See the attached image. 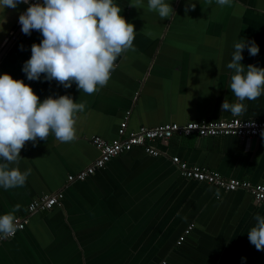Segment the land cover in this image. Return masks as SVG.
<instances>
[{
    "label": "crops",
    "instance_id": "0c3cea01",
    "mask_svg": "<svg viewBox=\"0 0 264 264\" xmlns=\"http://www.w3.org/2000/svg\"><path fill=\"white\" fill-rule=\"evenodd\" d=\"M165 2L175 14L161 20L148 10V0L137 8L131 6L136 0H114L134 25L136 50L115 61L107 86L92 95L75 83L65 89L46 81L43 74L27 80L23 65L43 36L21 31L19 15L28 4L0 10V75L23 80L40 102L69 95L86 103L76 114L74 141L62 143L50 134L26 142L19 168H30L31 175L22 187H0V215L19 205L15 217L42 195L64 194L61 207L33 216L23 232L3 243L0 264H264V251L248 239L264 205L242 190L225 192L185 179L172 163L178 157L225 179L264 185V137L175 136L154 144L159 157L135 148L86 181L67 182L99 156L91 138L117 139L127 113L128 132L233 118L264 121V95L245 100L241 116L221 110L226 97L236 102L229 88L234 73L227 68L235 42L254 40L259 54L250 56L246 48L241 63L264 68V0H231L224 7L216 0ZM190 225L194 229L178 246Z\"/></svg>",
    "mask_w": 264,
    "mask_h": 264
},
{
    "label": "clouds",
    "instance_id": "9594fccd",
    "mask_svg": "<svg viewBox=\"0 0 264 264\" xmlns=\"http://www.w3.org/2000/svg\"><path fill=\"white\" fill-rule=\"evenodd\" d=\"M29 0H0V10L16 9ZM220 7L231 6V0H216ZM137 8L142 0H136ZM194 7V5H192ZM149 11L158 13L161 20L174 13L165 0H148ZM122 9L114 0H43L32 3L19 15L21 31L31 35L33 30L43 36L39 44L31 45V57L22 68L27 80L57 81L65 89L76 84L77 90L88 95L107 86L115 61L125 52L135 51V29L120 15ZM186 12L188 9L186 8ZM175 14V13H174ZM247 48L250 56L259 54L254 40L234 43V51L227 68L234 74L229 88L235 97H226L221 110L237 117L247 111L245 100L255 101L264 95V68L241 61ZM86 103L73 102L69 95L40 98L23 80L0 75V187L5 190L22 187L31 169L21 171V150L26 142L37 138L47 140L50 134L62 143L74 141L76 114L85 110ZM12 165H15L14 167ZM0 215V238H7L17 230L14 212ZM255 224L248 231V239L257 251H264V216L254 217ZM243 259V258H242Z\"/></svg>",
    "mask_w": 264,
    "mask_h": 264
},
{
    "label": "built area",
    "instance_id": "2783aa9c",
    "mask_svg": "<svg viewBox=\"0 0 264 264\" xmlns=\"http://www.w3.org/2000/svg\"><path fill=\"white\" fill-rule=\"evenodd\" d=\"M32 3H43V0H29ZM131 113H127L125 120L118 130V137L108 142L101 137H92V145L99 151L97 159L85 169L68 177V183L84 182L94 176L115 158L131 152L135 148H141L151 157H159L162 153L154 146L160 141L170 140L173 137H190L198 135L202 138L234 137L241 140L260 139L264 137V121L244 120L233 118L228 121L194 122L186 125L164 124L157 127H140L138 130L128 132V121ZM172 163L178 169L182 177L188 180L205 183L221 189L225 192H236L239 190L250 193L260 204L264 205V185H253L241 180L225 179L218 173L200 167H192L178 157L172 159ZM64 200L63 192L45 194L32 201L28 206L27 213L16 217L17 230L14 235L0 238V249L3 243L16 237L29 225L31 218L39 213L50 212L62 206ZM194 225H190L179 238L177 245L181 246L191 234ZM162 264H167L162 262Z\"/></svg>",
    "mask_w": 264,
    "mask_h": 264
},
{
    "label": "water",
    "instance_id": "95a60500",
    "mask_svg": "<svg viewBox=\"0 0 264 264\" xmlns=\"http://www.w3.org/2000/svg\"><path fill=\"white\" fill-rule=\"evenodd\" d=\"M41 4H42V3H41ZM10 44H11V43H9V44L7 45L6 49L8 48V46H10ZM4 53H6L5 50L3 51V54H2V55H4ZM1 57H2V56H1Z\"/></svg>",
    "mask_w": 264,
    "mask_h": 264
},
{
    "label": "rangeland",
    "instance_id": "374dc122",
    "mask_svg": "<svg viewBox=\"0 0 264 264\" xmlns=\"http://www.w3.org/2000/svg\"><path fill=\"white\" fill-rule=\"evenodd\" d=\"M180 1H181V0H179V2H180ZM179 2H178V3H179Z\"/></svg>",
    "mask_w": 264,
    "mask_h": 264
},
{
    "label": "trees",
    "instance_id": "16d2710c",
    "mask_svg": "<svg viewBox=\"0 0 264 264\" xmlns=\"http://www.w3.org/2000/svg\"><path fill=\"white\" fill-rule=\"evenodd\" d=\"M43 213H46V212H43Z\"/></svg>",
    "mask_w": 264,
    "mask_h": 264
}]
</instances>
